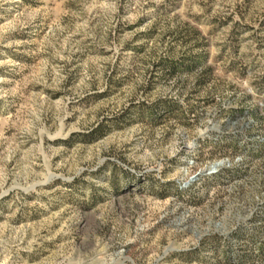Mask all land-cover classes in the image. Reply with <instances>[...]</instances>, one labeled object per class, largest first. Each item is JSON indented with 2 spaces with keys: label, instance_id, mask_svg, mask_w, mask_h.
Segmentation results:
<instances>
[{
  "label": "rangeland",
  "instance_id": "374dc122",
  "mask_svg": "<svg viewBox=\"0 0 264 264\" xmlns=\"http://www.w3.org/2000/svg\"><path fill=\"white\" fill-rule=\"evenodd\" d=\"M0 264H264V0H0Z\"/></svg>",
  "mask_w": 264,
  "mask_h": 264
},
{
  "label": "water",
  "instance_id": "95a60500",
  "mask_svg": "<svg viewBox=\"0 0 264 264\" xmlns=\"http://www.w3.org/2000/svg\"><path fill=\"white\" fill-rule=\"evenodd\" d=\"M222 162L216 163L214 166L211 167V170L208 172V175L216 174L217 173V167H221Z\"/></svg>",
  "mask_w": 264,
  "mask_h": 264
}]
</instances>
